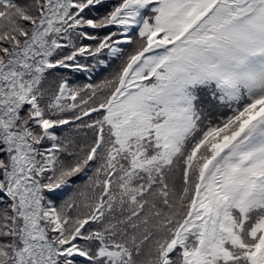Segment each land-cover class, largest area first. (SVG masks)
Returning a JSON list of instances; mask_svg holds the SVG:
<instances>
[{"label": "trees", "instance_id": "1", "mask_svg": "<svg viewBox=\"0 0 264 264\" xmlns=\"http://www.w3.org/2000/svg\"><path fill=\"white\" fill-rule=\"evenodd\" d=\"M207 1L198 0L190 16ZM46 2L0 0V62L37 28ZM126 2L72 0L63 23L47 32L55 45L48 66L32 88V98L17 111L16 125L26 130L35 148L31 169L41 184L40 221L58 246L53 264H188L202 235V212L192 211L190 204L203 162L264 104L248 83L229 94L205 70L194 69L185 88L191 125L172 153H164L163 138L154 129L165 118L160 112H151L150 125L141 132L128 131L120 138L121 119L109 113V104L128 55L147 46L148 30L158 20L169 36L183 24L179 3L162 0L144 17L149 29L142 25L124 46L115 13ZM160 56L142 70L159 74L146 88H158L172 71L173 63ZM64 83L67 89L61 93ZM65 118L67 125L59 124ZM98 128L103 130L100 141ZM11 154L0 127V264L13 263L23 245L17 196L6 191ZM235 165L230 157L224 160L225 186ZM83 171H88L85 177ZM236 178L238 186L230 188V232L218 233V248L209 252L206 264H256L253 251L264 238V202L261 192L241 201L251 178L247 171ZM106 179L110 186L104 193Z\"/></svg>", "mask_w": 264, "mask_h": 264}, {"label": "rangeland", "instance_id": "2", "mask_svg": "<svg viewBox=\"0 0 264 264\" xmlns=\"http://www.w3.org/2000/svg\"><path fill=\"white\" fill-rule=\"evenodd\" d=\"M175 1L181 7L180 18L183 24H178L173 32L172 44L165 51L148 53L140 68L141 70L161 55V61L170 60L173 63L170 75L165 76L156 89L151 85L146 88V83L141 82L128 86L109 104V113L119 115L121 119L119 124L122 126L118 128L120 138L123 137L122 133L141 132L145 126H149V112L163 114L165 118L156 123L154 129L163 138V143H166V153L176 147L177 140L190 123L189 99L185 96V88L195 76L192 70H205L204 73L213 76L222 84L229 82L227 87H235L230 92H235L241 82H246L254 96H264V0L256 10L246 16L240 15L235 0H216L201 15L198 26L187 33H184L183 26L189 27L190 17L197 15L206 3H201L195 15L190 16L198 0ZM69 3L70 0H48L38 32L1 67L0 126L8 146L12 149L6 190L17 195L23 217V245L17 250V257L11 264H53L58 251L57 246L47 237L40 221V185L30 168L34 163L35 148L27 138L25 130L16 126L15 120L17 108L29 95L38 74L45 67V56L53 48V44L46 37V31L62 23ZM133 7L134 0H130L123 17L128 19ZM195 23L196 21L192 25ZM148 27L149 24L144 20L142 29ZM152 72L155 76L159 75L155 69ZM161 76L163 78L162 74ZM228 154L242 157L244 162L236 161V171L252 174L253 191L262 190L264 127L255 136L248 128L241 139L233 141ZM214 179L213 175L204 176L203 184L210 197L203 207L206 212L209 208L219 210L221 222L218 221L215 226H211L210 222L208 224L210 220L205 222L203 239L192 255V264H199V259L205 256V250L212 253L217 250V243L213 240L217 227L229 232L228 223H224L226 207L222 210L218 207L217 201L220 198L214 191ZM246 197L247 194L241 201L248 200ZM261 201L264 202V195ZM260 224L264 225V219ZM257 257L258 264H264V251L259 250Z\"/></svg>", "mask_w": 264, "mask_h": 264}]
</instances>
